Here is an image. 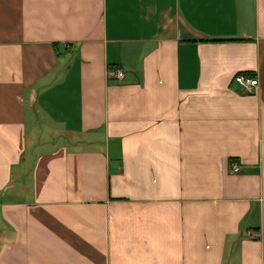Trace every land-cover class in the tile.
Wrapping results in <instances>:
<instances>
[{
  "label": "crops",
  "instance_id": "obj_1",
  "mask_svg": "<svg viewBox=\"0 0 264 264\" xmlns=\"http://www.w3.org/2000/svg\"><path fill=\"white\" fill-rule=\"evenodd\" d=\"M0 264H264V0H0Z\"/></svg>",
  "mask_w": 264,
  "mask_h": 264
},
{
  "label": "built area",
  "instance_id": "obj_2",
  "mask_svg": "<svg viewBox=\"0 0 264 264\" xmlns=\"http://www.w3.org/2000/svg\"><path fill=\"white\" fill-rule=\"evenodd\" d=\"M110 72L115 77H121L123 75V70L120 67H114L110 69ZM233 79L244 86L248 91H251L254 87L258 85V78L256 76H248L241 73L236 74ZM231 171L236 172L239 170L240 165L237 161L232 160L230 162Z\"/></svg>",
  "mask_w": 264,
  "mask_h": 264
},
{
  "label": "trees",
  "instance_id": "obj_3",
  "mask_svg": "<svg viewBox=\"0 0 264 264\" xmlns=\"http://www.w3.org/2000/svg\"><path fill=\"white\" fill-rule=\"evenodd\" d=\"M53 45H54L55 48H57V43H54Z\"/></svg>",
  "mask_w": 264,
  "mask_h": 264
}]
</instances>
